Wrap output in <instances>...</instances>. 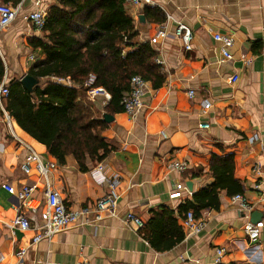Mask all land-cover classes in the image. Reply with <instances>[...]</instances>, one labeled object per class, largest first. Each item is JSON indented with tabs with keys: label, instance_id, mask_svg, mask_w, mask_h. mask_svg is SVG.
<instances>
[{
	"label": "crops",
	"instance_id": "obj_1",
	"mask_svg": "<svg viewBox=\"0 0 264 264\" xmlns=\"http://www.w3.org/2000/svg\"><path fill=\"white\" fill-rule=\"evenodd\" d=\"M21 1L18 18L0 35L3 79L8 84L20 81L35 62L45 58L28 44L29 37L43 34L25 17L34 8V0ZM45 1L47 8L52 0ZM0 2L12 4L11 0ZM158 7L166 16L161 23L149 22L146 17L145 22L139 21L144 5L128 12L141 40H150L158 28L165 27L168 35L153 45L162 62L164 81L155 88L147 80L141 113L135 117L125 111L113 113L114 119L102 132L114 146L98 162L105 165L103 174L119 178L116 215L102 212L100 218L95 216V202L108 191L101 182L102 174L93 173L98 162L88 161V170L81 171L73 154L68 153L65 163H58L45 144L25 132L7 112L8 120L0 107V264H78L85 260L92 264H216L219 247L225 249V264H264V229L258 241H249L243 225L252 213L248 216L243 212L232 201L233 195L221 191L219 209L202 211L200 217L206 226L197 234H186L185 213H180L185 200H192L194 192L214 181L212 155L233 154L234 177L244 185L241 194L255 204L254 211L263 213L264 221V182L261 189L257 187L264 178V0H158ZM178 23L192 30L191 50H186L174 34ZM217 32L234 38L229 61L222 60L220 43L213 37ZM213 72L220 76L211 78ZM234 73L239 78L230 82ZM189 89L195 91L194 97L188 95ZM96 97L88 95L94 111L102 117L108 112L109 99ZM205 101L210 103L207 109ZM29 147L45 161L56 163L46 178L35 167L28 174L21 169ZM171 160L187 162L188 167L182 172L172 170ZM257 165L258 172L254 170ZM46 180L59 191L67 208L89 207L91 211L51 240L33 242L39 214L45 208ZM4 183L16 190L24 183L36 184L32 196L42 203L36 212H27L29 229L12 225L19 211L18 199ZM177 183H184L187 189L172 197ZM163 207L172 211L183 230L178 242L170 220H165L169 227L165 234L154 232L155 245L143 231L125 221L126 214L133 212L144 226ZM20 248L26 249L22 258L17 254Z\"/></svg>",
	"mask_w": 264,
	"mask_h": 264
},
{
	"label": "trees",
	"instance_id": "obj_2",
	"mask_svg": "<svg viewBox=\"0 0 264 264\" xmlns=\"http://www.w3.org/2000/svg\"><path fill=\"white\" fill-rule=\"evenodd\" d=\"M143 13L153 23L166 17L158 6L144 5ZM41 31L42 35L29 37L28 44L45 58L35 62L29 74L43 82L33 92L20 81L9 83L5 109L25 132L45 144L58 163L64 164L72 153L80 170L87 171L88 161H102L114 147L102 135L108 123L94 111L88 90L101 87L110 95L107 113L123 112L121 99L129 92L133 75L152 81L155 88L162 85L157 52L149 40L140 39L125 0H52ZM4 73L0 57V81ZM234 169L233 154H213L210 170L214 181L194 192L192 200H185L180 213L192 210L200 217L205 209H219L221 191L229 196L243 193L244 185L234 177ZM165 220L172 223L175 242L181 240L183 230L167 207L139 229L155 245L154 232L168 231Z\"/></svg>",
	"mask_w": 264,
	"mask_h": 264
},
{
	"label": "built area",
	"instance_id": "obj_3",
	"mask_svg": "<svg viewBox=\"0 0 264 264\" xmlns=\"http://www.w3.org/2000/svg\"><path fill=\"white\" fill-rule=\"evenodd\" d=\"M23 2H19L16 5L0 2V35L3 30L8 27L20 14V10ZM34 8L30 10L25 16L30 24L38 31H41L46 23L47 8L43 5L42 0H34ZM139 5H149L158 6V0H125V8L127 11L132 10L134 7ZM174 34L176 37L180 38L182 44L186 50L192 49V38L193 33L189 26L184 23H178L175 27ZM167 31L165 27H160L157 29L155 34L150 38V43L152 45L160 44L163 39L167 36ZM215 41L220 43V52L223 56L222 60L229 61L233 58L231 47L234 44V38L231 34L217 32L213 35ZM155 61L161 64L160 58L156 56ZM251 60H247L250 63ZM219 72H213L210 77H219ZM239 78L238 74L234 73L229 77L230 82H235ZM147 88V80L139 74H135L130 79V90L125 93L121 99V104L123 105L124 111L135 117L141 113L144 108L143 95ZM96 92H103L107 99H110V95L104 91L101 87L91 88L88 90V95L94 96ZM9 95L8 83L4 77L0 81V107L7 114L8 120L9 115L5 109V99ZM188 95L194 97L195 91L193 89L188 90ZM210 107L209 102H204V108ZM208 124H202L201 127H208ZM28 154L25 160L21 163V169L28 174L32 167H35L40 175L44 178L47 177L51 168L56 166L55 162L45 161L33 148H28ZM105 165L102 162H98L94 168V175H100L101 182L105 183L108 187L107 193L99 198L95 204L94 209L96 211V218H100L101 213L104 212L108 216H114L117 212L118 198L119 194L117 192L118 187V176L117 175H105L102 173ZM169 167L172 170L178 172L184 171L188 167L187 162H181L177 160H171L169 162ZM255 171H260V166H255ZM264 182L257 184V187L261 189V185ZM6 190L15 195L18 199V213L13 219L12 225L20 230H27L31 227L30 216L27 212H36L41 205V200H36L32 193L36 189V184L34 183H24L16 190L11 184H3ZM187 186L184 183H177L175 190L172 191V197H179L182 190H186ZM45 208L39 214V223L36 225L37 233L33 237V242H39L43 239L51 240L52 237L64 230H66L72 224H76L83 217L88 215L91 211L89 207H82L80 209H70L64 204L60 193L58 190L54 189L49 182L45 183ZM232 201L237 202L240 209L245 212L248 216L255 210V204L249 201L244 194H235L231 197ZM85 221H89V218H85ZM125 221L128 224H133L134 226L140 228L143 226V221L133 212H128L125 217ZM183 225L186 230V234L194 235L202 231L206 226V220L203 217H196L192 210H188L185 213L183 219ZM244 232L246 233L250 242H256L260 239L262 230L264 229V221L261 219L256 223L252 222L250 219L243 225ZM26 253V249L20 248L17 252L18 256L22 258ZM225 253L224 248H217L214 261L216 264H225L223 261V256ZM21 264V263H19ZM78 264H92L89 261H81Z\"/></svg>",
	"mask_w": 264,
	"mask_h": 264
},
{
	"label": "water",
	"instance_id": "obj_4",
	"mask_svg": "<svg viewBox=\"0 0 264 264\" xmlns=\"http://www.w3.org/2000/svg\"><path fill=\"white\" fill-rule=\"evenodd\" d=\"M139 21L141 22H145V16L144 14H140L138 16ZM20 82L23 84V86L30 92H33L34 87L39 85L41 83V79L36 78L34 76H32L29 73L24 74L21 79ZM102 117L104 118V120L106 122H111L114 119V116L110 113H103ZM187 186L189 187V189H192V185L190 184V182L187 183ZM263 217V213L259 212V211H253L250 217V220L254 223H256L257 221L261 220Z\"/></svg>",
	"mask_w": 264,
	"mask_h": 264
},
{
	"label": "rangeland",
	"instance_id": "obj_5",
	"mask_svg": "<svg viewBox=\"0 0 264 264\" xmlns=\"http://www.w3.org/2000/svg\"><path fill=\"white\" fill-rule=\"evenodd\" d=\"M48 2H50V0H46V1H45V3H48ZM96 96H97L96 98H98V99L100 98V100H102V101L105 100V95H104V93H98V92H96ZM99 96H100V97H99Z\"/></svg>",
	"mask_w": 264,
	"mask_h": 264
}]
</instances>
